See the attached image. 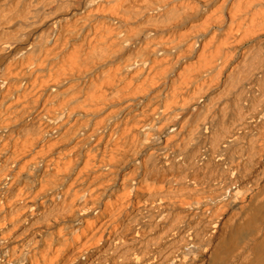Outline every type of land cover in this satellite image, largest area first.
Listing matches in <instances>:
<instances>
[{
    "label": "bare ground",
    "instance_id": "bare-ground-1",
    "mask_svg": "<svg viewBox=\"0 0 264 264\" xmlns=\"http://www.w3.org/2000/svg\"><path fill=\"white\" fill-rule=\"evenodd\" d=\"M0 264H264V0H0Z\"/></svg>",
    "mask_w": 264,
    "mask_h": 264
}]
</instances>
